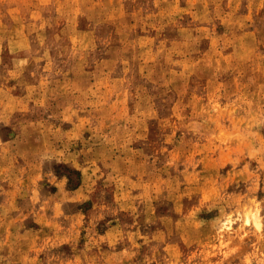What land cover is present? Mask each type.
Here are the masks:
<instances>
[{
	"label": "rangeland",
	"instance_id": "374dc122",
	"mask_svg": "<svg viewBox=\"0 0 264 264\" xmlns=\"http://www.w3.org/2000/svg\"><path fill=\"white\" fill-rule=\"evenodd\" d=\"M0 264H264V0H0Z\"/></svg>",
	"mask_w": 264,
	"mask_h": 264
}]
</instances>
